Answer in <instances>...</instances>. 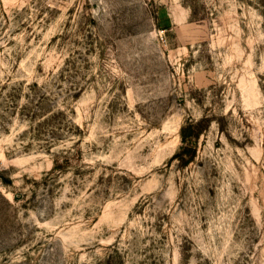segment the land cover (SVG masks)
Returning <instances> with one entry per match:
<instances>
[{
	"label": "rangeland",
	"instance_id": "rangeland-1",
	"mask_svg": "<svg viewBox=\"0 0 264 264\" xmlns=\"http://www.w3.org/2000/svg\"><path fill=\"white\" fill-rule=\"evenodd\" d=\"M0 264H264V0H0Z\"/></svg>",
	"mask_w": 264,
	"mask_h": 264
},
{
	"label": "trees",
	"instance_id": "trees-1",
	"mask_svg": "<svg viewBox=\"0 0 264 264\" xmlns=\"http://www.w3.org/2000/svg\"><path fill=\"white\" fill-rule=\"evenodd\" d=\"M166 28H169V26H166ZM189 125H190V127H193L194 123H190ZM185 131H186V126H183L182 127V135H183V140L185 141L186 144L183 145L181 147V150L179 152H176L174 156L179 155L185 159V162L186 161L189 162V161L194 159L195 153L192 152L191 154H189L187 151L189 149H191V147H193V143H195L194 138H195V135H197V134L192 135L188 138Z\"/></svg>",
	"mask_w": 264,
	"mask_h": 264
}]
</instances>
